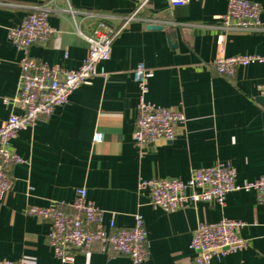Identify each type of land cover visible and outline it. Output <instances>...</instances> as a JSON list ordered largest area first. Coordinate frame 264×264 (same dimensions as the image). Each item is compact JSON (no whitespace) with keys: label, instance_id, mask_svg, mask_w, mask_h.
I'll use <instances>...</instances> for the list:
<instances>
[{"label":"crops","instance_id":"crops-1","mask_svg":"<svg viewBox=\"0 0 264 264\" xmlns=\"http://www.w3.org/2000/svg\"><path fill=\"white\" fill-rule=\"evenodd\" d=\"M226 1L170 5L148 0L117 33L110 57L97 65L91 81L75 88L48 118L10 140L22 162L9 166L13 185L0 202V258L28 264H132L128 256H109L97 245L78 252L73 261H61L47 242L49 224L25 212L29 205L50 200L70 202L75 190L84 187L87 198L103 210L105 225L113 220L116 227H130L135 213L142 216L148 251L144 264H195L193 230L200 222L223 217L245 222L240 235L249 244L210 264H264V206L253 190L228 192L222 207L198 201L169 212L152 207L147 191L137 188L140 179L184 180L192 169L216 162L231 164L236 182L264 173V106L259 99L264 62L237 66L231 78L209 65L218 56L264 54V0H252L262 8V27L255 31L220 26ZM67 6L76 10L74 18L63 11ZM36 7L46 8L54 33L47 44L30 46L29 55L69 70L79 67L88 47L73 22L85 34L99 20L117 28L136 2L0 0V124L20 112L2 101L17 93L22 56L7 30ZM139 62L153 70L146 98L178 107L185 116L173 140L158 141L141 155L132 139L138 95L132 69Z\"/></svg>","mask_w":264,"mask_h":264},{"label":"built area","instance_id":"built-area-1","mask_svg":"<svg viewBox=\"0 0 264 264\" xmlns=\"http://www.w3.org/2000/svg\"><path fill=\"white\" fill-rule=\"evenodd\" d=\"M148 0H135L134 12L123 16L119 26L114 28L104 20L89 33H83L73 23L76 32L87 42V52L76 69H62L36 60L28 53L35 44H47L54 33L48 23V12L44 7L29 10L21 22L7 30V38L22 51L18 61L19 80L16 95L11 99L20 112L10 113L0 124V202L11 191L13 180L8 168L22 162V158L10 148V140L17 133L31 127L37 120L46 119L57 105L68 101L71 92L81 84L91 81L97 72V65L110 57L112 43L117 33L134 18L136 11ZM170 5H182L187 0H168ZM261 5L252 0H227L220 26L225 30L255 31L262 27L259 19ZM72 18L76 10L67 6L63 9ZM252 62H264V54L251 53L236 56H218L209 62L217 73L229 78L234 76L237 66ZM103 74V72H101ZM153 70L142 62L132 69L133 80L138 89L136 117L132 139L139 154L157 143L170 141L178 128L184 124L185 116L178 107L168 108L154 104L146 98L148 79ZM264 106V88L260 92ZM31 188L30 186L28 187ZM138 190H146L149 203L154 208L174 211L198 201L224 206L228 192L253 190L259 204L264 206V173L253 180L235 181V168L229 163L215 164L191 170L188 178L174 177L140 179ZM26 214L35 216L49 224L47 242L59 260L73 261L78 252L87 253L94 245L109 256L123 254L132 264H144L148 251L144 246L146 231L139 213L133 215L130 227H116L113 220L103 223V210L87 198L84 187L75 190L72 201L50 200L46 205H29ZM245 222L223 217L215 222H200L192 232L190 248L194 250L195 264H210L213 259L244 250L249 242L240 235ZM0 264H28L24 259L0 258Z\"/></svg>","mask_w":264,"mask_h":264},{"label":"water","instance_id":"water-1","mask_svg":"<svg viewBox=\"0 0 264 264\" xmlns=\"http://www.w3.org/2000/svg\"><path fill=\"white\" fill-rule=\"evenodd\" d=\"M151 27H159L157 25H151ZM260 99V102H262V97L259 98Z\"/></svg>","mask_w":264,"mask_h":264}]
</instances>
